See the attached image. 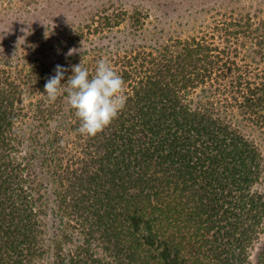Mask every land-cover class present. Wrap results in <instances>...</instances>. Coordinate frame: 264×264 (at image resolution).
<instances>
[{"label": "trees", "instance_id": "1", "mask_svg": "<svg viewBox=\"0 0 264 264\" xmlns=\"http://www.w3.org/2000/svg\"><path fill=\"white\" fill-rule=\"evenodd\" d=\"M242 2L182 38L121 0H0V264H264V154L245 133L264 130V16ZM101 59L128 100L85 137L45 84Z\"/></svg>", "mask_w": 264, "mask_h": 264}, {"label": "clouds", "instance_id": "2", "mask_svg": "<svg viewBox=\"0 0 264 264\" xmlns=\"http://www.w3.org/2000/svg\"><path fill=\"white\" fill-rule=\"evenodd\" d=\"M71 54V53H70ZM66 69L57 65L55 75L45 84L49 103L66 96L67 102L80 121L79 133L85 137H96L103 133L125 109L128 96L123 77L112 65L101 59L93 73L80 64L73 65L72 75L66 83Z\"/></svg>", "mask_w": 264, "mask_h": 264}, {"label": "rangeland", "instance_id": "3", "mask_svg": "<svg viewBox=\"0 0 264 264\" xmlns=\"http://www.w3.org/2000/svg\"><path fill=\"white\" fill-rule=\"evenodd\" d=\"M129 2L127 8L134 9L132 6L148 9L151 13L147 21L146 31L153 32L157 30L158 36L165 33L179 36L182 38L194 35L201 26L211 23L212 17L216 16L215 10H221L223 0H121ZM240 7L246 6V10L252 13L257 10L262 13L259 16H264V0H242ZM3 2V0H1ZM236 6V5H235ZM233 6V7H235ZM253 8V9H251ZM56 10L46 8L41 21H54V16H57ZM60 16H74L76 11L64 12ZM223 12V11H222ZM71 14V15H70ZM64 22V19H60ZM149 32L147 34H149ZM128 33V26L124 24L115 29L109 35L114 41L123 42ZM157 36V37H158ZM150 37L149 39H151ZM75 52L73 49H70ZM69 50V51H70ZM246 135L253 140L264 154V130L256 127H245Z\"/></svg>", "mask_w": 264, "mask_h": 264}]
</instances>
